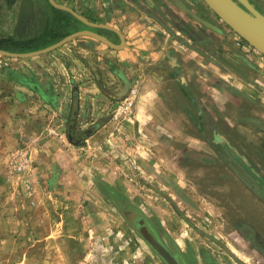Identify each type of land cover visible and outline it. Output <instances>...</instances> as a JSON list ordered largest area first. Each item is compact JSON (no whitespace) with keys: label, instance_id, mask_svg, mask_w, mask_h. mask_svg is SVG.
Returning <instances> with one entry per match:
<instances>
[{"label":"rangeland","instance_id":"obj_1","mask_svg":"<svg viewBox=\"0 0 264 264\" xmlns=\"http://www.w3.org/2000/svg\"><path fill=\"white\" fill-rule=\"evenodd\" d=\"M98 1L68 6L100 22L105 12ZM129 1L148 9L161 38L186 57L182 86L202 103L209 140L219 120L221 133L248 160L260 159L264 174V156L254 147L264 153V53L202 0ZM22 2L0 0V39L42 35L52 20L45 1L35 10L43 23L24 26ZM207 22L218 31L211 34ZM76 26L61 23L59 33L90 29L121 43L115 30ZM50 38L38 39V49ZM98 45L110 51L82 35L35 56L0 54V264H165L132 224L139 209L192 264H204L207 255L218 264H264L257 245L238 231L250 223L264 241V198L231 170L223 177L226 166L202 162L199 155L211 147L197 136L200 109L187 100L190 115L176 117L174 147L156 148L160 142L141 127L136 110L141 77L123 82L98 59ZM186 49L196 57H183ZM79 68L85 72L75 74ZM168 86L178 96L180 85ZM188 145L196 152H187Z\"/></svg>","mask_w":264,"mask_h":264},{"label":"crops","instance_id":"obj_2","mask_svg":"<svg viewBox=\"0 0 264 264\" xmlns=\"http://www.w3.org/2000/svg\"><path fill=\"white\" fill-rule=\"evenodd\" d=\"M59 3L77 7L78 0H57ZM151 5L155 2L151 0ZM99 6L103 8L100 13L102 21L98 23L112 24L113 27L120 30L125 37V45L122 48H111L110 51L98 45L101 49L98 59L110 67L123 82H126L131 76L139 75L141 78L136 79L142 89L141 97L137 103V113L141 116V127H144L150 133L153 132L155 138L160 143L153 140L156 148L174 147L173 142L179 137V127L176 117H187L186 107L187 97H180L181 92L186 88V80H181L180 74L187 69V61L184 56L195 58L193 53H188L187 49L183 51L184 60L175 53L176 47L169 43V37L161 38V28L155 24L154 17L150 16V11L146 8H140L129 0H99ZM83 2L82 5H86ZM91 3V1H90ZM44 4V2H43ZM52 7V3L49 1ZM54 6V5H53ZM91 6V4H90ZM53 8V7H52ZM109 15V17H108ZM51 20H48L49 22ZM105 21V22H103ZM117 42L120 40L117 39ZM178 52V51H177ZM202 68H212L211 64L198 61ZM85 72L78 69L77 73ZM179 84L178 96L172 98L169 93L168 84L172 82ZM85 93H81L84 98ZM87 96V95H86ZM92 99V98H91ZM174 103H173V101ZM134 126V125H133ZM101 129H97L98 133ZM132 133L136 132L132 127ZM129 138L135 137L128 134ZM180 139V138H179ZM151 140L149 139V142ZM155 142V143H154Z\"/></svg>","mask_w":264,"mask_h":264},{"label":"flooded vegetation","instance_id":"obj_3","mask_svg":"<svg viewBox=\"0 0 264 264\" xmlns=\"http://www.w3.org/2000/svg\"><path fill=\"white\" fill-rule=\"evenodd\" d=\"M49 2L50 0H23L22 5L23 8L21 11L20 19L21 23L24 26H31L33 27L38 21L39 18L36 14L37 8L41 7L40 5L43 2ZM254 6H256L260 11L264 13V0H250ZM39 20V19H38ZM50 20V17H48ZM39 22L43 23V19L40 18ZM48 23V22H47ZM47 23L44 29L47 27ZM208 23V22H207ZM210 27L208 28L210 33L214 32L213 29L215 25L208 23ZM189 26L188 23H186ZM203 26L202 24H199ZM206 28V27H205ZM43 29V30H44ZM216 31H218L216 29ZM257 82V81H255ZM259 87H261L260 83H256ZM183 94L187 97V100L192 103L195 107L200 109L201 118L198 121V129H197V136L203 139L206 142H209L211 150L207 153H202L199 157L205 159L203 163H212L216 166H226L227 171H223L221 174L223 177L232 174H237L241 179L246 180L252 188L258 193V195L263 199L264 198V174L262 173V169L260 168V159L259 160H248L249 157L243 153L244 149L242 147H238L236 142L232 139H229L227 131L223 132L221 129L220 121L216 120L215 123L211 124L209 130L211 131L212 138H208V133L206 129V119H205V112H203L202 103L198 101V99L193 95L192 92H187V90H183ZM250 94V93H247ZM187 116L190 115V108L186 107ZM202 112V113H201ZM220 127V129H219ZM228 128V127H227ZM225 131V130H224ZM187 152H196L192 150L195 148L194 146L188 145L185 146ZM255 147V151L259 154L264 156L261 149H258L257 146ZM186 152V153H187ZM199 154V152L197 153ZM196 154V155H197ZM231 170V171H230ZM230 171V172H229ZM253 181H252V180ZM251 181L253 183H251ZM132 224L134 225L137 232L140 236L144 239V241L150 246L152 251L156 253V255L165 263V264H192L190 262L189 256L187 253H184L182 250H177L174 248L173 244L167 242L156 230L154 222L150 218L149 215L145 214L142 210L137 211V215L133 219ZM252 225L250 223L241 224L238 227L239 233L243 239L248 241L252 245H257L259 248L258 252L264 256V241L262 238L257 236L254 230H252ZM254 231V233H253ZM254 246V247H255ZM204 264H218L215 258L205 257Z\"/></svg>","mask_w":264,"mask_h":264},{"label":"water","instance_id":"obj_4","mask_svg":"<svg viewBox=\"0 0 264 264\" xmlns=\"http://www.w3.org/2000/svg\"><path fill=\"white\" fill-rule=\"evenodd\" d=\"M207 4L225 23H227L234 31L242 36L246 41L253 45L256 49L264 53V13L260 11L250 0H202ZM50 2L57 8L66 10L72 13L75 17L88 25L96 27H105L108 29L115 30L121 37V43L117 44L105 35L90 30L81 29L74 31L60 40L45 46L40 49L26 51V52H15L0 48V54L11 56V57H30L39 55L55 48H58L75 37L82 35H89L97 38L98 40L106 43L113 48H122L126 41L123 33L115 27L98 22L89 21L82 14L78 13L74 8L58 3L56 0H50ZM130 86H126L127 88ZM105 121V120H103Z\"/></svg>","mask_w":264,"mask_h":264},{"label":"trees","instance_id":"obj_5","mask_svg":"<svg viewBox=\"0 0 264 264\" xmlns=\"http://www.w3.org/2000/svg\"><path fill=\"white\" fill-rule=\"evenodd\" d=\"M52 7L54 9L53 18L50 22L47 23V27L43 30L42 35L36 34L25 40L16 38L14 35L3 37L0 39V48L6 49L9 51H17V52L35 50L39 48V44L37 41L42 36H45V35L51 36L50 38L51 41L49 43H53V42L60 40L61 38H63L64 36L72 32V31H69L66 34H60L58 27H60L61 23H65V25H68L69 23H71V26L73 27V29L77 27L76 25L78 23H81V21L77 17L72 15L70 12L57 8L53 5Z\"/></svg>","mask_w":264,"mask_h":264}]
</instances>
